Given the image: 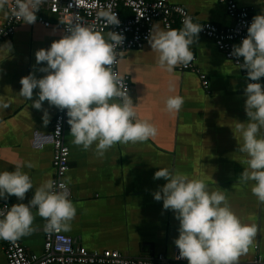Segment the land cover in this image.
Segmentation results:
<instances>
[{
	"label": "crops",
	"instance_id": "obj_1",
	"mask_svg": "<svg viewBox=\"0 0 264 264\" xmlns=\"http://www.w3.org/2000/svg\"><path fill=\"white\" fill-rule=\"evenodd\" d=\"M183 5L200 21H209L221 27L232 26L234 18L220 0H170ZM8 0L0 9V27L8 15ZM240 6L251 9L252 16L264 10L257 0H237ZM51 21L55 15L45 7L37 13ZM165 28L160 21H156ZM180 23L172 28L179 29ZM106 34L107 32H103ZM63 32L55 25L46 27L36 21L20 23L16 32L0 45V95L9 102V108L0 110V171H13L15 164L30 162L24 168L33 184L23 201L14 195L7 202L27 203L34 189L53 177L54 149L51 131L56 109L47 101L37 110L18 93L21 77L35 71L34 53L47 49ZM198 64L209 79L205 87L199 74L180 71L179 65L171 73L158 63V53L147 42L141 49H131L120 57L119 69L131 80L130 97L136 106L137 118L148 120L156 135L144 142L116 143L103 155H96L95 146L84 150L72 143L70 126L65 131V142L70 147V169L66 182L72 191L76 215L70 221L75 244L88 250H118L128 257H173L178 236V221L171 210L162 208V201L152 193L166 181L153 179L158 168L180 171L193 178L204 179L209 191H223L231 210L245 224L254 225L257 234L248 251L239 256L237 264L252 261L260 256L264 260V204L253 195V182L241 183L237 178L247 167V156L238 150L242 143L236 131L238 122L247 123L243 89L246 73L221 52L215 42L198 34L190 46ZM39 77L43 73L36 72ZM262 82V78H261ZM36 90L32 99H36ZM178 94L184 103L177 113L169 112L165 99ZM49 112V123L42 121L43 109ZM264 135V129L261 130ZM32 231L19 239L29 253L41 255L44 245L45 219L32 209ZM0 264H7L3 241L0 239ZM179 264V263H176Z\"/></svg>",
	"mask_w": 264,
	"mask_h": 264
},
{
	"label": "clouds",
	"instance_id": "obj_2",
	"mask_svg": "<svg viewBox=\"0 0 264 264\" xmlns=\"http://www.w3.org/2000/svg\"><path fill=\"white\" fill-rule=\"evenodd\" d=\"M43 0H15L12 15L24 24H33ZM264 3V0H257ZM8 0H0L4 9ZM99 21L108 28L119 25L117 13L101 9ZM202 26L186 16L179 29L163 28L154 23L149 29L148 43L158 53L159 66L171 73L178 65L187 66L193 60L190 46L198 39ZM246 36L232 46L230 55L237 59L239 69L246 70L243 89L247 123L238 122L236 131L242 143L238 150L247 156V167L239 174L241 183L252 181L251 191L264 204V10L252 17ZM124 35L109 30L106 34L85 24L68 26L59 39L47 49L35 51V71L21 77L19 95L31 100L37 110L43 103L65 112L72 143L88 150L95 146L96 155L104 153L116 143L144 142L156 135V127L148 120L137 118L136 106L128 94L124 78L114 70L118 47ZM12 45L6 42L0 50ZM36 72L43 73L37 76ZM36 99H32L34 95ZM184 103L178 94L169 95L165 106L177 113ZM10 104L0 95V110ZM49 112L43 109L42 121L49 123ZM57 129L60 130L59 125ZM30 162L15 164L13 171H0V199L14 195L23 201L26 192L33 189L32 180L24 168ZM163 178L166 183L152 193L162 201L164 210H171L178 221V236L173 243L178 249L176 259L187 264H237L238 258L248 251L257 234L254 225L245 224L231 210L223 191H209L204 179L189 177L180 171L158 168L153 179ZM32 208L46 220V230H70V221L76 208L68 198L66 184L51 178L34 189L32 198L0 210V239L13 241L31 233L34 216Z\"/></svg>",
	"mask_w": 264,
	"mask_h": 264
},
{
	"label": "built area",
	"instance_id": "obj_3",
	"mask_svg": "<svg viewBox=\"0 0 264 264\" xmlns=\"http://www.w3.org/2000/svg\"><path fill=\"white\" fill-rule=\"evenodd\" d=\"M220 1L226 5L228 13L235 20L232 26L221 27L214 22L200 21L186 7L171 3L170 0H43L40 8L45 7L51 14L55 15L56 20L51 21L42 14H38L36 19L46 27L55 25L63 33L68 26L77 23L94 25L102 33L109 30L122 33L125 39L123 44L118 47L113 68L124 78L130 95L131 80L128 75H123L120 72V57L128 50L143 48L148 42L149 29L156 21H160L167 29L172 28L176 23L182 25V20L186 16H190L194 22L202 26L200 33L212 39L217 48L228 59L232 60L234 64L237 59L242 62V58L232 57L230 53L232 46L238 44L246 36L247 26L253 17L252 11L246 6H240L237 0ZM14 4L15 0H10L7 19L5 24L0 27V44L5 39L10 38L22 22L12 15L11 10ZM101 9H110L117 13L120 24L105 27L97 17V13ZM179 70L198 73L203 85L208 87L209 79L200 68L194 53L193 60L187 66L179 65ZM241 70L246 73V70ZM262 83H264V77H262ZM66 120L65 112L56 109L50 134L54 149L52 179L57 184L60 182L66 184L68 198L71 199L72 191L65 179L70 169V147L65 142V131L69 127ZM58 125L60 130L57 129ZM10 206L7 202L0 201V210ZM44 236L41 255L29 253L19 238L13 241L1 239L4 244L7 264H187L186 259H176L179 254L178 249L171 258L164 254L128 257L118 250H88L75 244L73 237L60 229L46 230L44 226ZM243 264H264V260L258 256Z\"/></svg>",
	"mask_w": 264,
	"mask_h": 264
}]
</instances>
